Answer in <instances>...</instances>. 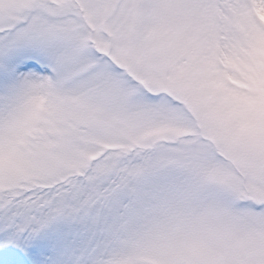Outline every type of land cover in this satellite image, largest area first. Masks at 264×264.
Segmentation results:
<instances>
[{
    "label": "snow or ice",
    "instance_id": "obj_1",
    "mask_svg": "<svg viewBox=\"0 0 264 264\" xmlns=\"http://www.w3.org/2000/svg\"><path fill=\"white\" fill-rule=\"evenodd\" d=\"M0 264H264V0H0Z\"/></svg>",
    "mask_w": 264,
    "mask_h": 264
}]
</instances>
